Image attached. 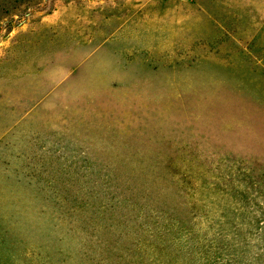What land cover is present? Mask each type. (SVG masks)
I'll return each instance as SVG.
<instances>
[{"label":"rangeland","instance_id":"rangeland-1","mask_svg":"<svg viewBox=\"0 0 264 264\" xmlns=\"http://www.w3.org/2000/svg\"><path fill=\"white\" fill-rule=\"evenodd\" d=\"M0 264H264V0H0Z\"/></svg>","mask_w":264,"mask_h":264}]
</instances>
